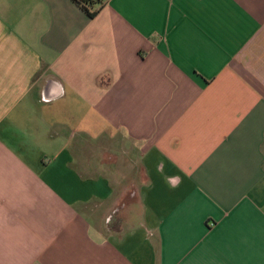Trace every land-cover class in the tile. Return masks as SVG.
Returning a JSON list of instances; mask_svg holds the SVG:
<instances>
[{
    "label": "crops",
    "instance_id": "obj_1",
    "mask_svg": "<svg viewBox=\"0 0 264 264\" xmlns=\"http://www.w3.org/2000/svg\"><path fill=\"white\" fill-rule=\"evenodd\" d=\"M0 264H264V0H0Z\"/></svg>",
    "mask_w": 264,
    "mask_h": 264
},
{
    "label": "trees",
    "instance_id": "obj_2",
    "mask_svg": "<svg viewBox=\"0 0 264 264\" xmlns=\"http://www.w3.org/2000/svg\"><path fill=\"white\" fill-rule=\"evenodd\" d=\"M95 0H78V3L82 5V7L88 12L89 6H91L94 3ZM91 16H93L92 13H90Z\"/></svg>",
    "mask_w": 264,
    "mask_h": 264
}]
</instances>
